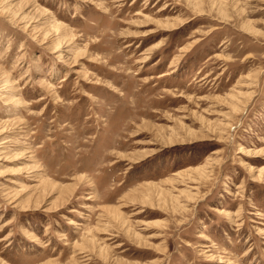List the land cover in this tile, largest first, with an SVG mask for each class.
I'll return each instance as SVG.
<instances>
[{"label":"rangeland","instance_id":"374dc122","mask_svg":"<svg viewBox=\"0 0 264 264\" xmlns=\"http://www.w3.org/2000/svg\"><path fill=\"white\" fill-rule=\"evenodd\" d=\"M0 264H264V0H0Z\"/></svg>","mask_w":264,"mask_h":264},{"label":"bare ground","instance_id":"6f19581e","mask_svg":"<svg viewBox=\"0 0 264 264\" xmlns=\"http://www.w3.org/2000/svg\"><path fill=\"white\" fill-rule=\"evenodd\" d=\"M247 30H248V31H251V30H252L251 26H250L249 28H247ZM235 105H236V104H235ZM235 105H234V106H235ZM235 108H236V106H235ZM169 140H170V139H169Z\"/></svg>","mask_w":264,"mask_h":264}]
</instances>
